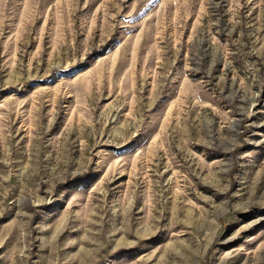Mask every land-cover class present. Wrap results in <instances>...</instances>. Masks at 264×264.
Wrapping results in <instances>:
<instances>
[{
	"label": "rangeland",
	"instance_id": "rangeland-1",
	"mask_svg": "<svg viewBox=\"0 0 264 264\" xmlns=\"http://www.w3.org/2000/svg\"><path fill=\"white\" fill-rule=\"evenodd\" d=\"M0 264H264V0H0Z\"/></svg>",
	"mask_w": 264,
	"mask_h": 264
}]
</instances>
